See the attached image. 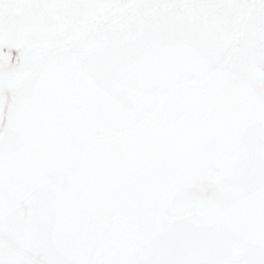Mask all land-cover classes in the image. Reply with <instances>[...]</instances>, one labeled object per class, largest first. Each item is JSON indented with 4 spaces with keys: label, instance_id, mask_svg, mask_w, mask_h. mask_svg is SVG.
I'll return each instance as SVG.
<instances>
[{
    "label": "snow or ice",
    "instance_id": "obj_1",
    "mask_svg": "<svg viewBox=\"0 0 264 264\" xmlns=\"http://www.w3.org/2000/svg\"><path fill=\"white\" fill-rule=\"evenodd\" d=\"M0 264H264V0H0Z\"/></svg>",
    "mask_w": 264,
    "mask_h": 264
}]
</instances>
